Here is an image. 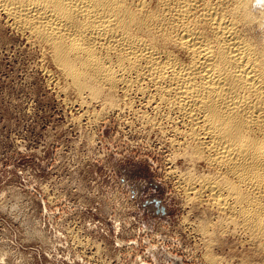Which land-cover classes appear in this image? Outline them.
<instances>
[{
    "label": "bare ground",
    "instance_id": "6f19581e",
    "mask_svg": "<svg viewBox=\"0 0 264 264\" xmlns=\"http://www.w3.org/2000/svg\"><path fill=\"white\" fill-rule=\"evenodd\" d=\"M1 15L82 108L139 112L185 202L214 215L198 230L226 225L264 264V0H0Z\"/></svg>",
    "mask_w": 264,
    "mask_h": 264
},
{
    "label": "rangeland",
    "instance_id": "374dc122",
    "mask_svg": "<svg viewBox=\"0 0 264 264\" xmlns=\"http://www.w3.org/2000/svg\"><path fill=\"white\" fill-rule=\"evenodd\" d=\"M4 18L0 264L261 262L226 225L221 235L211 222L213 236L199 231L214 215L185 202L177 177L167 175L172 149L139 112L122 102L123 109L82 108L73 91L61 89L66 82L49 55Z\"/></svg>",
    "mask_w": 264,
    "mask_h": 264
}]
</instances>
